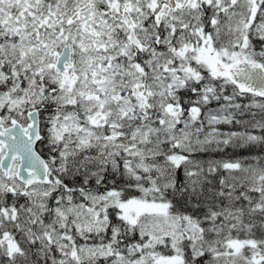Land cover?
Here are the masks:
<instances>
[{
    "label": "snow or ice",
    "instance_id": "6c2138e0",
    "mask_svg": "<svg viewBox=\"0 0 264 264\" xmlns=\"http://www.w3.org/2000/svg\"><path fill=\"white\" fill-rule=\"evenodd\" d=\"M0 264H264V0H0Z\"/></svg>",
    "mask_w": 264,
    "mask_h": 264
}]
</instances>
